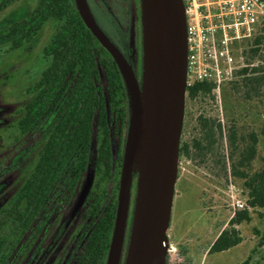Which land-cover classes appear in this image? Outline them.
Returning <instances> with one entry per match:
<instances>
[{"label":"trees","instance_id":"1","mask_svg":"<svg viewBox=\"0 0 264 264\" xmlns=\"http://www.w3.org/2000/svg\"><path fill=\"white\" fill-rule=\"evenodd\" d=\"M23 1L0 0V15ZM49 24L55 31L43 49L46 67L29 88L30 98L18 121L22 135L44 129V141L31 174L0 210V264L6 257L8 226L25 232L42 212L64 202L89 179L84 203L76 209L81 193L73 209L76 216L93 202L82 227L88 228L78 237L67 264H106L130 128V97L116 62L86 27L75 0H35L32 11L0 28V44L22 51ZM239 48L248 64L223 91L227 98L241 93L227 125L205 109L216 101L213 84L196 82L187 88L179 163L197 162L222 185L230 178L241 181L247 210L237 217L243 222L250 221L248 210L264 209V167L254 168L264 129L259 133L240 126L234 116L241 104L264 110V32ZM142 59L143 55L138 62ZM255 235L259 248L264 247V232L256 230ZM238 243L235 230L223 231L209 253L230 251ZM241 264L260 262L249 256Z\"/></svg>","mask_w":264,"mask_h":264},{"label":"rangeland","instance_id":"2","mask_svg":"<svg viewBox=\"0 0 264 264\" xmlns=\"http://www.w3.org/2000/svg\"><path fill=\"white\" fill-rule=\"evenodd\" d=\"M134 3L135 0L124 2L106 0L103 3L100 0H92V6L100 24L127 59L140 87L144 89V32L141 0H137V6ZM34 6L35 0H24L11 6L0 15V28L26 15L33 10ZM54 31L53 24L47 25L36 40L22 51L10 50L8 43L0 44V210L15 198L23 182L31 174L44 141V129L40 128L30 134L22 135L18 130V121L30 98L29 88L35 84L46 67L42 53ZM238 52L241 54L242 50ZM142 55L143 59L139 63ZM244 64H248L245 58L240 63L241 68ZM253 65L256 66V64ZM228 84L222 86L220 91L215 90V102L210 105L205 104V109L212 110L224 125L228 124L241 95L237 93L227 98L224 95L226 91H223L229 90ZM235 113L234 117L240 126H246L250 130L255 129L259 133L264 129L262 107L241 104L236 108ZM263 167L264 137L261 139L259 155L254 163L256 170ZM140 168L141 149L139 147L120 264H125L129 250ZM85 186L86 180L83 181L79 190L77 189L74 194H68L64 202L53 207L54 213L61 211L56 223L48 225L45 222L46 217H43L25 232L8 226L4 233V236L8 237L4 264H55L65 258L73 235L82 231L87 211L92 209L93 202H89L67 227L70 214ZM242 186L241 181L232 178L223 182L222 185L197 162H178L170 227L167 232L170 251L168 258L171 264H241L249 256L260 264H264V247L259 248V239L255 235L256 230L264 232V209L248 210L250 221L239 220L237 216L241 211H237L234 204L236 200H241L246 205ZM246 210L247 206L243 211ZM54 213L52 212L51 215ZM226 230L236 231L239 238L238 245L230 251L210 254V247Z\"/></svg>","mask_w":264,"mask_h":264},{"label":"water","instance_id":"3","mask_svg":"<svg viewBox=\"0 0 264 264\" xmlns=\"http://www.w3.org/2000/svg\"><path fill=\"white\" fill-rule=\"evenodd\" d=\"M86 27L116 62L130 97L131 120L117 215L106 264H120L139 147L141 168L125 264H167L186 104V30L181 0H141L144 89L117 46L98 26L87 0H75ZM89 179L76 206L84 203Z\"/></svg>","mask_w":264,"mask_h":264},{"label":"built area","instance_id":"4","mask_svg":"<svg viewBox=\"0 0 264 264\" xmlns=\"http://www.w3.org/2000/svg\"><path fill=\"white\" fill-rule=\"evenodd\" d=\"M181 5L186 30V88L207 82L220 91L241 68L240 44L264 32V0H181ZM245 207L236 200L237 211Z\"/></svg>","mask_w":264,"mask_h":264},{"label":"flooded vegetation","instance_id":"5","mask_svg":"<svg viewBox=\"0 0 264 264\" xmlns=\"http://www.w3.org/2000/svg\"><path fill=\"white\" fill-rule=\"evenodd\" d=\"M100 1H102V3L103 2H105L106 0H100ZM123 2L124 1H127V0H122ZM87 3H88V5H89V7H90V10H91V12H92V14H93V16H94V18H95V20L97 21V23H98V25L101 27V29L105 32V34L109 37V35L106 33V31L104 30V28L102 27V25L100 24V22H99V20H98V18H97V15H96V13H95V10H94V8H93V6H92V0H87ZM135 5L137 4V0H135V3H134ZM137 6V5H136ZM141 6H142V4H141ZM137 8V7H136ZM136 12H137V10H136ZM137 16V15H136ZM138 17V16H137ZM110 38V37H109ZM110 40L112 41V39L110 38ZM113 42V41H112ZM14 199V198H13ZM60 205L61 204V202H59V203H55V204H53L52 206H51V208L49 209V211H44V212H42V214H41V218H43V217H46V219H45V222L48 224V225H52V224H54V223H56L57 222V220H58V216L60 215V213H61V211L60 212H55L54 213V210H53V207L54 206H57V205ZM54 213V214H52L51 215V213ZM77 216V215H76ZM76 216H74V212L72 211V213L70 214V218H69V220H68V222H67V227L68 226H70V224H71V222L75 219V217ZM47 217H49L48 218V220H47ZM41 218H39V219H41ZM36 222V221H35ZM13 228H14V226H13ZM88 228V224L82 229V231H78V232H76V234H74L73 235V237H72V241L70 242V246L68 247V250L66 251V256H65V258H63V259H60L59 260V262H56L55 264H67V262L69 261V259H70V257H71V255L72 254H74V248H75V244H76V242H77V240H78V237L86 230ZM15 229V228H14Z\"/></svg>","mask_w":264,"mask_h":264}]
</instances>
